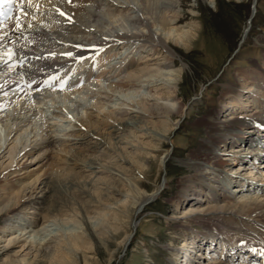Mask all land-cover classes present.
Masks as SVG:
<instances>
[{"label":"bare ground","instance_id":"bare-ground-1","mask_svg":"<svg viewBox=\"0 0 264 264\" xmlns=\"http://www.w3.org/2000/svg\"><path fill=\"white\" fill-rule=\"evenodd\" d=\"M9 1L14 17L0 23V218L5 219L0 234L29 215L31 223L19 227L7 246L20 244L49 261L69 246L85 258L106 229L115 239L123 229L132 232L145 206L167 186L164 181L150 192L143 188L141 171L148 168L143 160L150 154L143 159L140 153L147 150L144 142L167 141L187 113L177 97L186 66L181 49L193 51L200 19L184 18L182 0ZM201 1L213 2L215 9L220 4L198 0L197 9ZM258 45L261 66L237 72V85H224L218 107L197 121L204 139L187 155L188 175L178 181L180 192L171 202L176 211L185 202L206 206L193 219L181 218L193 242L179 264L264 259V41ZM106 71L111 76L104 80ZM80 72L81 79L67 84ZM36 152L34 167L30 158ZM168 157L163 154L160 167L166 168ZM225 175L234 193L260 195L234 197L220 182ZM74 193L84 201L81 227L51 232L55 222L75 214ZM192 224L203 227L202 233ZM34 225L39 229L27 236ZM244 229L260 241L232 238ZM219 255L220 261H211Z\"/></svg>","mask_w":264,"mask_h":264},{"label":"rangeland","instance_id":"rangeland-1","mask_svg":"<svg viewBox=\"0 0 264 264\" xmlns=\"http://www.w3.org/2000/svg\"><path fill=\"white\" fill-rule=\"evenodd\" d=\"M182 2L183 7H181L180 12L184 15V18L190 17L192 14L194 18L198 17L200 19L202 26L201 35L197 39L193 51L181 49L183 52L181 60L186 66L184 67L183 63L181 64L179 61L176 62L185 68L184 73L181 75L182 80L177 97L186 106L187 113L180 118L178 128L169 136L167 141L152 144L148 141L144 142L142 146L145 145L144 147L147 150H142L140 153L143 159L145 158L144 154H150L143 160L148 167L146 173L145 169L141 171L143 188L150 192L164 181H166L167 186L160 191L156 199L145 206L132 232L123 229L122 235L115 239V237L113 238L114 233L106 229L105 236L101 235L92 242L91 250L85 252V258L82 257L84 255L82 251L73 248L74 251L72 247L67 250L69 246H64L65 251L59 252L58 256L56 255L50 261L35 256L33 251L29 248H21L20 244L7 246V240L20 233L19 227H28L31 220L29 218L31 217L28 215L27 218L21 217V219L24 218L23 220L14 219L15 221L13 220L9 225L10 230L13 232L11 231L4 236L0 234V264H179L178 262L186 253L185 249L189 248L193 242L192 232L185 230L180 221L185 215L191 216L189 219L197 217L193 215L196 210L198 208L204 209L206 206L202 205L200 208L199 205L185 202L180 205L181 209L176 211L171 202L172 198L180 192L178 181L188 175V172L183 169L184 163L188 160L187 155L195 151L197 145L204 139V128L199 127L197 121L206 112L218 107V100L224 85L230 83L237 85L235 83L237 72L251 68L254 64L255 66H261L263 50L258 45V41H264V0H243V4H237L234 0H220L218 9H215L214 3L211 1H201L198 9L196 5L198 0H182ZM253 7L255 8V14L242 43V34L247 27V21L251 16ZM191 9H194L195 12L191 13ZM104 50L100 52L105 57L107 50H105L106 52ZM93 61L94 59L89 63L90 68H92L91 62ZM110 63L113 64L114 61L112 60ZM92 71L95 72L93 75H96L97 71L95 69ZM98 71L100 72V70ZM108 76H111V73L109 71L104 72V80ZM92 79H90L91 82ZM73 84L71 82L69 85ZM94 90H97V88H94ZM2 99L3 97L0 98V101ZM172 119L175 120L176 116H173ZM172 122L170 123L173 124ZM64 125H67V123ZM166 152H169V157L164 169L160 167L159 161ZM37 154L38 152L30 159L34 158L36 160ZM44 162L42 161L38 165L41 164L42 166ZM35 163H38V161H34ZM36 166L37 164L34 165V167ZM137 166L135 164L133 167L137 170ZM243 175L246 177L249 176V173L246 172ZM227 179L228 176L225 175L221 179L223 181L220 182H224L231 188L229 192L234 197L248 198L260 195L252 192L234 193L232 188L235 185ZM246 185L250 187L251 184H245V187ZM117 186L118 188L121 187ZM73 197L74 203L71 201L70 206L73 214L74 212L75 214L71 217V220L57 221L61 223V226H59L60 223L55 222L56 224L52 225L54 229L52 226L50 228L53 229L51 232L57 234H62V232L71 233L75 226L77 228L81 227V215L79 213L81 210L79 208L85 207L83 205L84 201L76 193L73 194ZM97 218L96 220L95 218L91 219V222L97 224L100 217ZM19 222L22 225H19ZM194 222L198 223L197 220H194ZM4 224L5 219L2 217L0 218V231L3 229ZM77 228L73 231L79 230ZM28 229L31 232L27 236L32 235L33 237V234L39 229V225H34ZM192 230L201 234L204 228L193 225ZM127 235L125 248L121 246L122 248L118 249L119 242ZM232 238L247 242L250 240L249 243L252 242L251 244L260 241L255 234L245 229L243 233L238 232ZM61 253L62 256H60ZM202 260L200 261L202 262ZM220 260V255L211 259V261ZM208 263L205 262L204 264ZM256 263L262 264L258 258L253 259L250 264Z\"/></svg>","mask_w":264,"mask_h":264},{"label":"water","instance_id":"water-1","mask_svg":"<svg viewBox=\"0 0 264 264\" xmlns=\"http://www.w3.org/2000/svg\"><path fill=\"white\" fill-rule=\"evenodd\" d=\"M254 2H255V1H254ZM254 14H255V9H254V7H253V9H252V11H251V16H250V18H249V20H248L249 22L252 20ZM249 22H248V23H249ZM248 27H249V25H248ZM247 30H248V28L244 31V33H243V35H242V38H243L244 35L246 34Z\"/></svg>","mask_w":264,"mask_h":264}]
</instances>
